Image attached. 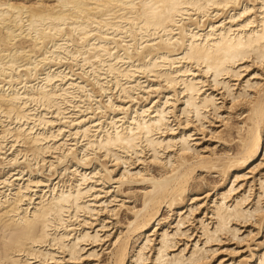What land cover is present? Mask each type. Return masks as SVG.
<instances>
[{
	"label": "bare ground",
	"instance_id": "obj_1",
	"mask_svg": "<svg viewBox=\"0 0 264 264\" xmlns=\"http://www.w3.org/2000/svg\"><path fill=\"white\" fill-rule=\"evenodd\" d=\"M261 231L264 0H0V264H264Z\"/></svg>",
	"mask_w": 264,
	"mask_h": 264
},
{
	"label": "rangeland",
	"instance_id": "obj_2",
	"mask_svg": "<svg viewBox=\"0 0 264 264\" xmlns=\"http://www.w3.org/2000/svg\"><path fill=\"white\" fill-rule=\"evenodd\" d=\"M222 146H220L219 148H221ZM206 176V175H205ZM213 177H214V175L212 174V175H210V176H206V181H209V180H211V179H213ZM204 188V189H203ZM202 188V190H200V193H202L204 190H206V188H205V186ZM202 194H204V193H202ZM202 194H200V195H202ZM189 202V201H188ZM188 202H187V204H188ZM186 204V205H187ZM195 216H197V218H198V216L199 217H201L202 216V214H196ZM192 220V219H191ZM190 227V226H189ZM195 227V228H194ZM197 227H199V223L198 222H196V219L193 221V224L191 225V227H190V230H189V233L192 235L191 237L192 238H194V236H195V234H197V235H199L198 233H200V229L198 230V228ZM197 228V229H196ZM196 229V230H195ZM241 229H242V231H245V232H243V235L245 234V233H247L249 230H252V232H256L257 231V228H255V227H251V226H244V227H241ZM188 233V234H189ZM259 235V236H258ZM257 236L258 237H256L255 239L256 240H258V241H262L263 240V232L261 231L259 234H258ZM197 237L198 236H195V238H194V240H192L191 241V243H192V245H191V247L193 246V242L197 239ZM226 237V238H225ZM224 238H221V241H222V243L220 244V243H218V245H214V246H212L213 248H215V249H219V251L221 250H224L225 252H221V253H219V255H216L214 258H213V261L211 262L212 264H214V262L216 263V261L220 258V257H223V256H225L226 258H230L229 256H232V251H234V250H239V249H243V248H245V245L244 244H242L241 242H236L235 240H233V239H230V236H225ZM191 238V239H192ZM228 238V239H227ZM258 238V239H257ZM232 241V242H231ZM180 242H182V243H180ZM179 243H180V245L182 246L185 242H187L186 241V239H181V241H180ZM179 245V246H180ZM180 246V247H181ZM259 249H262V247H260ZM227 250V251H226ZM232 250V251H231ZM228 251H230V252H228ZM226 253H227V255H226ZM231 255H230V254ZM220 254H222V255H220ZM229 254V255H228ZM242 255H247V253L245 252V253H243ZM219 256V257H218ZM238 257H239V254H238ZM215 259H217L216 261H215Z\"/></svg>",
	"mask_w": 264,
	"mask_h": 264
}]
</instances>
